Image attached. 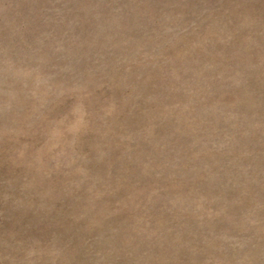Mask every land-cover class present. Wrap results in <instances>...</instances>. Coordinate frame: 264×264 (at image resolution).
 <instances>
[{"label":"rangeland","instance_id":"374dc122","mask_svg":"<svg viewBox=\"0 0 264 264\" xmlns=\"http://www.w3.org/2000/svg\"><path fill=\"white\" fill-rule=\"evenodd\" d=\"M0 264H264V0H0Z\"/></svg>","mask_w":264,"mask_h":264}]
</instances>
